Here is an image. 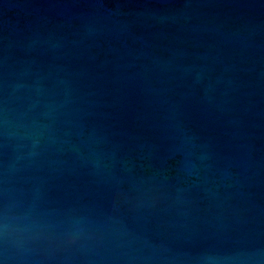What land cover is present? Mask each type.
<instances>
[{"label":"water","instance_id":"water-1","mask_svg":"<svg viewBox=\"0 0 264 264\" xmlns=\"http://www.w3.org/2000/svg\"><path fill=\"white\" fill-rule=\"evenodd\" d=\"M0 264H264V0H0Z\"/></svg>","mask_w":264,"mask_h":264}]
</instances>
